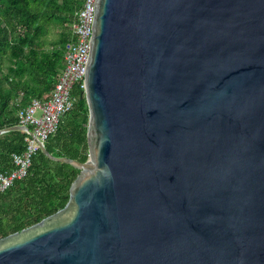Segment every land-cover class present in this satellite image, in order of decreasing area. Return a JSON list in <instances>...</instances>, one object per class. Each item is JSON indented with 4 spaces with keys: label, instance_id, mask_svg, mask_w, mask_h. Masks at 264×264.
<instances>
[{
    "label": "water",
    "instance_id": "95a60500",
    "mask_svg": "<svg viewBox=\"0 0 264 264\" xmlns=\"http://www.w3.org/2000/svg\"><path fill=\"white\" fill-rule=\"evenodd\" d=\"M84 85L88 160L41 145L80 173L0 264H264V0H94Z\"/></svg>",
    "mask_w": 264,
    "mask_h": 264
},
{
    "label": "trees",
    "instance_id": "16d2710c",
    "mask_svg": "<svg viewBox=\"0 0 264 264\" xmlns=\"http://www.w3.org/2000/svg\"><path fill=\"white\" fill-rule=\"evenodd\" d=\"M83 1L0 0V130L18 125L20 107L33 98H49L64 68L66 46L72 42V27ZM73 95V109L45 146L53 156L86 162L89 110L82 91ZM26 137L19 130L0 135V172L14 169L12 155L26 149ZM79 173L73 165L38 151L28 175L0 195V238L62 209Z\"/></svg>",
    "mask_w": 264,
    "mask_h": 264
},
{
    "label": "built area",
    "instance_id": "2783aa9c",
    "mask_svg": "<svg viewBox=\"0 0 264 264\" xmlns=\"http://www.w3.org/2000/svg\"><path fill=\"white\" fill-rule=\"evenodd\" d=\"M92 1L84 0L76 14L72 27V42L67 44L64 55V68L59 73L57 82L47 100L33 98L18 111L19 124L28 127L26 149L20 154H13L14 169L0 172V195L15 181L24 179L32 165V158L41 151V145L57 132L61 119L74 107L75 91H82L85 96L84 69L89 53L91 36ZM22 96L17 99L20 103Z\"/></svg>",
    "mask_w": 264,
    "mask_h": 264
}]
</instances>
